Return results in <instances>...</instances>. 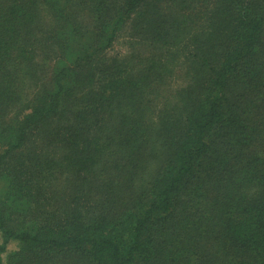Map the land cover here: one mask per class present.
I'll return each instance as SVG.
<instances>
[{
	"label": "trees",
	"instance_id": "16d2710c",
	"mask_svg": "<svg viewBox=\"0 0 264 264\" xmlns=\"http://www.w3.org/2000/svg\"><path fill=\"white\" fill-rule=\"evenodd\" d=\"M0 239L264 264V0H0Z\"/></svg>",
	"mask_w": 264,
	"mask_h": 264
},
{
	"label": "rangeland",
	"instance_id": "374dc122",
	"mask_svg": "<svg viewBox=\"0 0 264 264\" xmlns=\"http://www.w3.org/2000/svg\"><path fill=\"white\" fill-rule=\"evenodd\" d=\"M114 51H115V47H114ZM113 51V52H114ZM112 52V51H111ZM112 53H110V55H111ZM0 244H1V239H0ZM15 248V243H13V242H11V243H9L7 246H6V250L1 254V257L3 258V259H5V257L7 256V254L9 253V252H11L13 249Z\"/></svg>",
	"mask_w": 264,
	"mask_h": 264
}]
</instances>
